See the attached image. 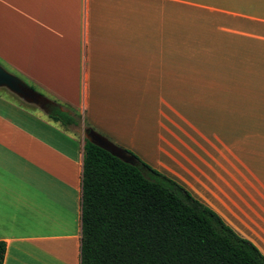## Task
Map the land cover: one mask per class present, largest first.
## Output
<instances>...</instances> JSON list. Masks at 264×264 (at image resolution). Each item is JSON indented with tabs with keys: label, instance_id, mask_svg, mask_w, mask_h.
I'll return each instance as SVG.
<instances>
[{
	"label": "crops",
	"instance_id": "1",
	"mask_svg": "<svg viewBox=\"0 0 264 264\" xmlns=\"http://www.w3.org/2000/svg\"><path fill=\"white\" fill-rule=\"evenodd\" d=\"M200 2L0 0V59L81 117L65 129L2 93L3 264H81L88 127L178 182L264 255V0ZM182 8L209 15L202 38H181Z\"/></svg>",
	"mask_w": 264,
	"mask_h": 264
},
{
	"label": "trees",
	"instance_id": "2",
	"mask_svg": "<svg viewBox=\"0 0 264 264\" xmlns=\"http://www.w3.org/2000/svg\"><path fill=\"white\" fill-rule=\"evenodd\" d=\"M50 118L69 127L81 117L55 105ZM125 152L134 164L85 141L81 264H264L215 211ZM6 250L0 241V264Z\"/></svg>",
	"mask_w": 264,
	"mask_h": 264
},
{
	"label": "rangeland",
	"instance_id": "3",
	"mask_svg": "<svg viewBox=\"0 0 264 264\" xmlns=\"http://www.w3.org/2000/svg\"><path fill=\"white\" fill-rule=\"evenodd\" d=\"M181 1V5H183V8H189L188 10H191L192 8H198V7H205L204 3L200 2L199 0H180ZM202 3V4H198V3ZM183 8L181 9V38H202V34H203V30H201L203 27L208 29V26L205 25L204 23L209 22L207 19L209 18V15L205 14L206 11H201V12H197L196 14H193L194 11H184ZM201 25L203 27H201ZM203 28V29H204ZM204 42H201L200 44H203ZM202 49V48H201ZM181 52H187L190 50V48H184L181 47L180 48ZM208 52V51H207ZM206 52V53H207ZM198 55V54H197ZM206 65L207 62L203 61ZM0 65L3 66L7 71H9L10 73L14 74L17 76V74H15V72L10 68V66H8L7 64H5L1 59H0ZM203 65V63H202ZM19 77V76H18ZM26 82V80H24ZM27 83V82H26ZM8 96L9 99L15 100L17 101L19 104L23 105L24 107L23 110L26 112H30L31 114H34L36 117H43L46 119H51L50 117L48 118L47 116H45V112L42 111V109L38 108L37 106L34 105H29L26 104L25 102H23L21 99H19L17 96H15L13 93H11L9 90L5 89V88H0V97L3 96L4 93ZM3 93V94H2ZM5 95V96H6ZM11 114H13V116H15L18 120H20L21 122H23L24 124L36 129L39 131V122L35 124V120H33L32 118L26 116L24 113H22L21 111L17 112L11 109H7ZM28 115V114H27ZM80 115V113H79ZM52 120V119H51ZM37 122V121H36ZM64 128L66 129V127L64 126ZM72 129L78 130L77 128L71 126ZM80 134H84V131L82 132L81 130L78 131ZM47 133H51L49 131H47ZM125 150V149H124Z\"/></svg>",
	"mask_w": 264,
	"mask_h": 264
},
{
	"label": "water",
	"instance_id": "4",
	"mask_svg": "<svg viewBox=\"0 0 264 264\" xmlns=\"http://www.w3.org/2000/svg\"><path fill=\"white\" fill-rule=\"evenodd\" d=\"M0 88H5L29 105L38 106L47 114L50 113L48 107L51 102L43 95L32 89L23 79L10 73L3 66L0 65ZM86 138L94 145L110 152L112 155L118 157L126 163L134 164L133 157L129 156L123 148L113 144L106 137L101 134L88 130L86 131Z\"/></svg>",
	"mask_w": 264,
	"mask_h": 264
},
{
	"label": "flooded vegetation",
	"instance_id": "5",
	"mask_svg": "<svg viewBox=\"0 0 264 264\" xmlns=\"http://www.w3.org/2000/svg\"><path fill=\"white\" fill-rule=\"evenodd\" d=\"M48 107H49L50 111H52V108H53L54 106H53V104H49Z\"/></svg>",
	"mask_w": 264,
	"mask_h": 264
}]
</instances>
